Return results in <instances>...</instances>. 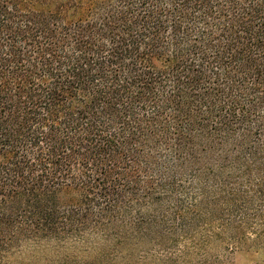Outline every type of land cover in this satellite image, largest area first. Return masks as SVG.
<instances>
[{
	"label": "trees",
	"instance_id": "1",
	"mask_svg": "<svg viewBox=\"0 0 264 264\" xmlns=\"http://www.w3.org/2000/svg\"><path fill=\"white\" fill-rule=\"evenodd\" d=\"M27 246L264 264V0H0V264Z\"/></svg>",
	"mask_w": 264,
	"mask_h": 264
},
{
	"label": "rangeland",
	"instance_id": "2",
	"mask_svg": "<svg viewBox=\"0 0 264 264\" xmlns=\"http://www.w3.org/2000/svg\"><path fill=\"white\" fill-rule=\"evenodd\" d=\"M93 250L96 249H92V251ZM85 255L86 252L82 250L75 253V257H77L78 261L82 262L87 261L83 258ZM64 256V253H57L55 249L51 247L27 246L22 247L19 252L12 256V262L14 264H61ZM257 259L260 260V257L252 259L237 253L228 261L219 264H256L255 262Z\"/></svg>",
	"mask_w": 264,
	"mask_h": 264
}]
</instances>
